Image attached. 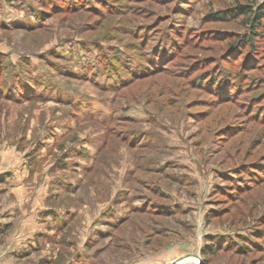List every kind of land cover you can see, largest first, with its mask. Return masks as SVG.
<instances>
[{"label":"rangeland","instance_id":"1","mask_svg":"<svg viewBox=\"0 0 264 264\" xmlns=\"http://www.w3.org/2000/svg\"><path fill=\"white\" fill-rule=\"evenodd\" d=\"M262 6L0 0V264H264Z\"/></svg>","mask_w":264,"mask_h":264},{"label":"trees","instance_id":"2","mask_svg":"<svg viewBox=\"0 0 264 264\" xmlns=\"http://www.w3.org/2000/svg\"><path fill=\"white\" fill-rule=\"evenodd\" d=\"M236 12H237V16H240V15L246 14L248 12H252V9L247 8V7L237 6ZM262 12H264V6H262L261 9L258 11H253L252 16L250 17V19L248 21V23L250 24V33H254L253 28L258 26V25H261V23H263V25H264V20H261L260 18L257 17L258 14L262 13ZM250 41H251L250 38L246 39V42H250ZM167 43L172 46V41H170L169 39L166 40V45H167ZM167 53H168V50H166L164 52V54H167ZM234 240L236 241L237 244H240L239 246H237V250L244 252L245 251L244 249L246 247H245V245H241L239 240L243 241V243L245 244V242H247L246 239H244L243 236H236V237H234ZM207 247H208L207 251L204 252L206 254H214L218 248L215 243H211V242L209 243V245ZM223 248H225V247H223ZM204 253H203V255H204Z\"/></svg>","mask_w":264,"mask_h":264},{"label":"water","instance_id":"3","mask_svg":"<svg viewBox=\"0 0 264 264\" xmlns=\"http://www.w3.org/2000/svg\"><path fill=\"white\" fill-rule=\"evenodd\" d=\"M196 257H198V259H199V256L197 255ZM182 257H180V258H177V259H175V260H172L170 263H168V264H177L178 263V261L181 259ZM198 264H200V260L198 261Z\"/></svg>","mask_w":264,"mask_h":264},{"label":"bare ground","instance_id":"4","mask_svg":"<svg viewBox=\"0 0 264 264\" xmlns=\"http://www.w3.org/2000/svg\"><path fill=\"white\" fill-rule=\"evenodd\" d=\"M185 257V256H184ZM198 258V257H197ZM187 260H189V259H193V260H195L196 261V259L195 258H191V257H189V258H186ZM186 259H183V257L178 261V263H184L185 261H186ZM199 260V259H198ZM177 263V264H178Z\"/></svg>","mask_w":264,"mask_h":264},{"label":"crops","instance_id":"5","mask_svg":"<svg viewBox=\"0 0 264 264\" xmlns=\"http://www.w3.org/2000/svg\"><path fill=\"white\" fill-rule=\"evenodd\" d=\"M185 255H186V254H185ZM173 258H174V257H173ZM177 258H180V256L176 257V259H177ZM169 263H170V261H169ZM167 264H168V263H167Z\"/></svg>","mask_w":264,"mask_h":264}]
</instances>
